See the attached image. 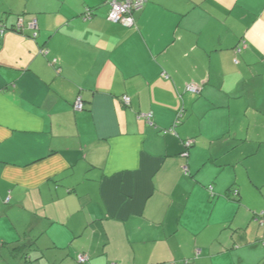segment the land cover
Returning <instances> with one entry per match:
<instances>
[{
	"label": "crops",
	"instance_id": "1",
	"mask_svg": "<svg viewBox=\"0 0 264 264\" xmlns=\"http://www.w3.org/2000/svg\"><path fill=\"white\" fill-rule=\"evenodd\" d=\"M111 1L0 0V261L264 264V0Z\"/></svg>",
	"mask_w": 264,
	"mask_h": 264
},
{
	"label": "built area",
	"instance_id": "2",
	"mask_svg": "<svg viewBox=\"0 0 264 264\" xmlns=\"http://www.w3.org/2000/svg\"><path fill=\"white\" fill-rule=\"evenodd\" d=\"M145 1L147 0H112L110 3L111 8L108 14V18L113 22L122 23L126 26H132L134 23V18H133L134 10L141 9ZM91 15L92 12L89 11L86 16L87 18H90ZM37 25H38L37 20H33L30 23V27H36ZM21 27H22V23L20 22L16 28L21 29ZM188 89L197 92L199 90V87L190 85L188 86ZM123 99L125 102H129L130 100L128 96L123 97ZM75 108L78 110L83 108V101L81 97H79L78 100L76 101ZM143 116H145L151 122V124H153L152 122L153 113L151 112L146 113ZM191 143L192 141H187L186 145L190 146ZM184 168L185 170H188L187 166H185ZM260 221L261 224L263 225L264 221L262 219H260ZM78 259L80 262H87L88 256L86 254H80L78 256Z\"/></svg>",
	"mask_w": 264,
	"mask_h": 264
},
{
	"label": "rangeland",
	"instance_id": "3",
	"mask_svg": "<svg viewBox=\"0 0 264 264\" xmlns=\"http://www.w3.org/2000/svg\"><path fill=\"white\" fill-rule=\"evenodd\" d=\"M9 248L11 247H7L6 249ZM9 252H10L9 250L6 251L7 254V256L5 255L6 259L0 261V264H39L41 260H43L41 264H56V262L54 261L53 257L50 254L48 255V257L51 258L52 262H48L47 257H44L43 259H37L36 258L37 254H34L35 251L33 250L31 251L32 257H28V258L27 256H24V254L21 253L15 254V256H13L12 253ZM30 259H33V261H30Z\"/></svg>",
	"mask_w": 264,
	"mask_h": 264
},
{
	"label": "trees",
	"instance_id": "4",
	"mask_svg": "<svg viewBox=\"0 0 264 264\" xmlns=\"http://www.w3.org/2000/svg\"><path fill=\"white\" fill-rule=\"evenodd\" d=\"M78 261H79V259H78ZM79 262H80V261H79ZM80 263L85 264V263H87V262H80Z\"/></svg>",
	"mask_w": 264,
	"mask_h": 264
}]
</instances>
